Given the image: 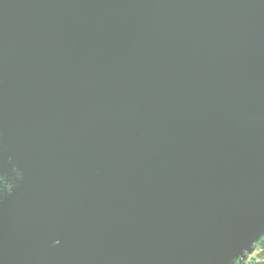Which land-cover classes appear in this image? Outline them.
<instances>
[{
    "label": "water",
    "instance_id": "95a60500",
    "mask_svg": "<svg viewBox=\"0 0 264 264\" xmlns=\"http://www.w3.org/2000/svg\"><path fill=\"white\" fill-rule=\"evenodd\" d=\"M0 264H239L264 237V0H0Z\"/></svg>",
    "mask_w": 264,
    "mask_h": 264
},
{
    "label": "flooded vegetation",
    "instance_id": "af4514ba",
    "mask_svg": "<svg viewBox=\"0 0 264 264\" xmlns=\"http://www.w3.org/2000/svg\"><path fill=\"white\" fill-rule=\"evenodd\" d=\"M11 183L8 182L6 177L0 178V195L3 194L4 191H10Z\"/></svg>",
    "mask_w": 264,
    "mask_h": 264
},
{
    "label": "trees",
    "instance_id": "16d2710c",
    "mask_svg": "<svg viewBox=\"0 0 264 264\" xmlns=\"http://www.w3.org/2000/svg\"><path fill=\"white\" fill-rule=\"evenodd\" d=\"M259 246L262 247L263 251L262 253L259 255V259H260V262H255L254 260H249L247 263H244V264H264V237L261 239V241L258 243ZM236 264H239L238 262Z\"/></svg>",
    "mask_w": 264,
    "mask_h": 264
},
{
    "label": "built area",
    "instance_id": "2783aa9c",
    "mask_svg": "<svg viewBox=\"0 0 264 264\" xmlns=\"http://www.w3.org/2000/svg\"><path fill=\"white\" fill-rule=\"evenodd\" d=\"M263 249L261 246L257 245V250L255 254L250 258L251 260H254L255 262H260L259 255L262 253Z\"/></svg>",
    "mask_w": 264,
    "mask_h": 264
},
{
    "label": "rangeland",
    "instance_id": "374dc122",
    "mask_svg": "<svg viewBox=\"0 0 264 264\" xmlns=\"http://www.w3.org/2000/svg\"><path fill=\"white\" fill-rule=\"evenodd\" d=\"M263 260H264V258H263Z\"/></svg>",
    "mask_w": 264,
    "mask_h": 264
}]
</instances>
